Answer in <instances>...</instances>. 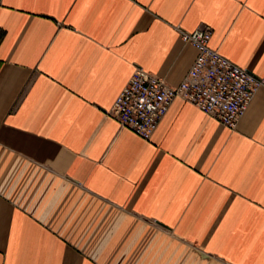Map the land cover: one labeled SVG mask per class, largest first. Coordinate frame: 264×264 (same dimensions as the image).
Segmentation results:
<instances>
[{
	"label": "crops",
	"instance_id": "0c3cea01",
	"mask_svg": "<svg viewBox=\"0 0 264 264\" xmlns=\"http://www.w3.org/2000/svg\"><path fill=\"white\" fill-rule=\"evenodd\" d=\"M204 26L264 76V0H1L0 264H264V88L233 131L108 115L136 68L179 85Z\"/></svg>",
	"mask_w": 264,
	"mask_h": 264
},
{
	"label": "built area",
	"instance_id": "2783aa9c",
	"mask_svg": "<svg viewBox=\"0 0 264 264\" xmlns=\"http://www.w3.org/2000/svg\"><path fill=\"white\" fill-rule=\"evenodd\" d=\"M211 36L206 26L181 32L183 43L192 45L197 56L177 86L141 68L134 70L108 112L119 130H128L148 142L175 98L229 130L236 128L256 92L264 88V76L256 77L210 48Z\"/></svg>",
	"mask_w": 264,
	"mask_h": 264
}]
</instances>
